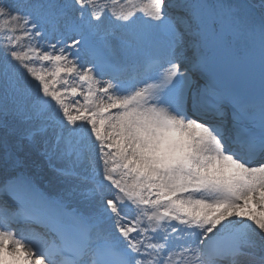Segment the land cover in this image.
I'll use <instances>...</instances> for the list:
<instances>
[{
  "label": "snow or ice",
  "instance_id": "1",
  "mask_svg": "<svg viewBox=\"0 0 264 264\" xmlns=\"http://www.w3.org/2000/svg\"><path fill=\"white\" fill-rule=\"evenodd\" d=\"M0 174V264H264V0H0Z\"/></svg>",
  "mask_w": 264,
  "mask_h": 264
},
{
  "label": "bare ground",
  "instance_id": "2",
  "mask_svg": "<svg viewBox=\"0 0 264 264\" xmlns=\"http://www.w3.org/2000/svg\"><path fill=\"white\" fill-rule=\"evenodd\" d=\"M20 171H23L32 176L52 196L55 197L58 195H64L67 197L69 185L61 180L54 178V175L50 171L37 167L31 162H29L27 167L21 168ZM2 178V174H0V179ZM78 199V197L72 198V203L74 206L78 203Z\"/></svg>",
  "mask_w": 264,
  "mask_h": 264
}]
</instances>
